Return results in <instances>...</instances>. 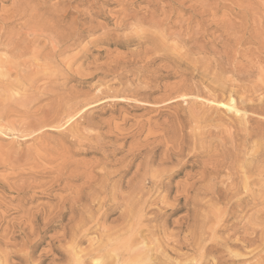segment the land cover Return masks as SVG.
<instances>
[{"label":"rangeland","instance_id":"1","mask_svg":"<svg viewBox=\"0 0 264 264\" xmlns=\"http://www.w3.org/2000/svg\"><path fill=\"white\" fill-rule=\"evenodd\" d=\"M8 41L30 44L29 55L18 59L15 51H5ZM3 58L13 65L0 76V264H23L17 258L27 254L28 264H78L79 252L85 264L103 262L106 233L121 224L118 209L135 184L137 166L154 154L152 172L179 166L175 159L159 166L167 148L177 153L185 144L184 160L191 155L200 166L215 151L256 157L263 148L264 158V0H0ZM177 87L187 90L184 97L172 92ZM4 88H12L10 95ZM3 96L25 104H9ZM260 122L262 136L256 129ZM194 135L204 140L196 154ZM198 165L173 180L167 208L177 204L174 185L199 173ZM235 170L238 175L224 172L216 181L222 190L231 183L240 187L236 204L243 210L228 221L237 223L236 230L212 231L221 227L230 204L209 195L197 198L202 206L195 218L208 231L203 225L190 230L202 229L207 239L210 232L220 243L230 237L220 251L221 264H264V173L262 178L250 173L246 196L242 170ZM108 206L114 207L109 216ZM182 217L184 209L170 223ZM171 224L168 232L174 230ZM245 236L251 240L247 248Z\"/></svg>","mask_w":264,"mask_h":264},{"label":"bare ground","instance_id":"2","mask_svg":"<svg viewBox=\"0 0 264 264\" xmlns=\"http://www.w3.org/2000/svg\"><path fill=\"white\" fill-rule=\"evenodd\" d=\"M70 26H72V25H70ZM47 27H48V25H47ZM34 28H36V26ZM47 30H48V28H47ZM74 30H75V27H74ZM34 32L36 33V30H34ZM69 32H71V31L69 30ZM76 32H79V31L76 30ZM53 33H55V32L53 31ZM51 35H53V37H54V38H51V39H55L54 34H50L49 39H50ZM60 35H61V32H60ZM67 35H66V38H67ZM76 36H77V33H76ZM63 37H62V40L64 41L65 38H63ZM75 40H76V37H75ZM67 41L68 40L66 39L65 43ZM26 43H24V44H26ZM49 43H50V41H49ZM36 44H37V42H36ZM21 45L19 43V44H16L15 46H12L10 44V42L8 41L5 45H2V48L5 51H7V52H9V51L10 52H14L15 51L17 53V54L15 53V55L16 56L17 55L20 56V57L17 56L18 59H20L24 54H28L29 55V52H27V51H31L30 50L31 47H29L30 44H29V46L26 45V46H28L30 48V49L28 48L29 50L28 49L26 50V46H24V45L21 46ZM64 45L65 44H63L62 46L65 47L66 45L65 46ZM75 45H76V43H75ZM62 46H61V49H63ZM51 48H50V52L52 51ZM37 49H33V50H36L37 51ZM43 49H45V48H43ZM61 49H59V53L61 51L60 57H61V55L63 53L62 52L63 50H61ZM68 50H65L64 53L66 51H68ZM54 51H55V49H54ZM32 56H33V53H32ZM34 57L36 58V56H34ZM44 57H46V56H44ZM49 57H50V55L48 56V58L46 57L47 59H45V61L48 60ZM5 58H3V59H5ZM53 58H54V56H52V60H53ZM8 59L9 58L5 59L4 61H1L0 60V71H3V70L5 71V73L0 72V76H2V77L3 76L6 77V75H8V73L11 70L10 64H12V63H10V61H8ZM48 61H47V63H48ZM34 62H36V61H34ZM52 62L53 61H51L50 64H52ZM66 62H70V61L68 60ZM35 64L37 66V63H35ZM43 65H45V64H43ZM206 66H207V64H206ZM39 67H40V65H39ZM2 77H0V78H2ZM19 78H22V77H19ZM51 78H53V77H51ZM24 79L26 81V76L24 78H22V80H24ZM27 80H29V79H27ZM26 82H28V81H26ZM21 85H23V84H21ZM32 86H34V85H32ZM14 89H15V87H14ZM134 89H136V88H134ZM11 90H12V88H8V89H5L4 88V92L5 93H7V92L10 93ZM172 92L175 93V94H177V95L178 94L181 95L180 97H184V96H182V94L183 93H187V90L184 89V88H181V87H177ZM9 93H7V94H9ZM177 97H179V96H177ZM3 98H4V96H3ZM24 100L22 98L21 99H13L12 96H9L8 98H4V102L5 101L6 102L9 101V104H17V105H21V106H23L25 104ZM2 104H3V102L0 100V111L3 109V105ZM84 105H86V104H84ZM13 108H15V107H13ZM87 108H89V107H87ZM69 109L70 108H68V110L66 109L65 111L67 112V111H69ZM16 113H18V112H16ZM68 116L69 117L72 116V113H70V111H69V113H67V117ZM82 116H79V117L81 118ZM62 117H64V116H62ZM78 120H79V118H78ZM67 122L69 123V120L66 121V123ZM75 122H76L75 119L71 120V123H75ZM261 125H262V123L260 122V123L257 124V127H256V129H259L258 135H260V136H262V134H263V128H262ZM254 132H255V130H251V132L250 131L247 132V135L244 138H242L243 139L242 141L244 143H246L248 141V139H249L247 137L248 136L250 137V134H252ZM194 136L195 137H194L193 140H195V141H194V144H193L194 147L192 148V150L196 154V153H198L196 151L197 150V146H199L198 148L200 149L201 146L204 143V140L203 139L202 140H198L200 138H198L196 140L195 139L196 138V135H194ZM180 141H182V140H180ZM185 141H183V142H185ZM72 143H74V142H72ZM179 144H181V143H179ZM182 145L186 146L185 144H182ZM178 146H180V145H178ZM184 146H182V147L180 146L181 148L177 151V153L174 152L172 154L171 153L170 154L168 153L169 152L168 151L169 148H167L166 153L164 154V157L162 155L163 159L161 160V163H159L160 164L159 166L163 167V166H165L166 163H168L167 162L168 160H171L172 161L173 159H175L176 162H177V164L179 165V166L177 165L178 167H177L176 170L173 169V170H170V171H166V169L165 170L162 169L161 172H160V170H156V171H159V172H156L155 170H154V172H152V169H151L152 164L151 163H154L153 162V160H154V157L153 156L155 154L152 155V157L151 156H148L149 157V160L147 162L145 160V162H146L145 164L142 163L141 165H138L137 166V169L134 172L133 177L131 178V179H135L136 180L135 181V184L132 185V187H131L132 190H131L130 193L127 194L126 197L123 195L122 199H124V201L126 203L124 205V201H122L121 203H123V205L121 204L122 205V206L120 205L121 208L119 206V209H118V210L121 209V211H120V213H119L120 215L118 217L119 220H117V221H120L121 220V224H120V226L115 227L116 229L114 231L113 230H108V232L106 231L107 233H106L105 246L108 249H107V252H106V256L103 257V259L104 258L105 259H104L103 262L102 261H99V260H96V259H94V260L92 259V261L96 262V264H99L98 261L99 262H102L100 264H221V263H223L225 261V257L221 256V252L220 251H221V249L223 248L224 245H228L229 243H231L230 242L231 239H229L230 237H227L224 240V242L220 243V242H218V241H216L214 239H211V237H209L210 232H209V235L207 236L209 239H207V238H205L206 236L204 237L205 233H207V232H204L202 229H200L197 232H196V230H190L192 228L195 229V228H197V226L199 227V226H202L204 224V221L199 220L200 221L199 222L198 219L197 220L195 219L196 216H198V214H197L198 207L202 206V205H200L201 203H198L199 201L197 200V198L200 195H202V196L203 195L204 196L209 195L210 198L212 200L216 201V202H219L221 200L222 201L228 200V203L230 205L227 204L229 207H228V209L226 211L224 222L222 223L221 227L217 228V230L216 229H213V228H211V229H213L212 231L214 233L216 232V234L217 233H220V234L226 233L227 230H231V232L234 231V230H236L237 223L236 222H233L234 219L236 217H238L236 215V212H239V211H242L243 210L242 207H241V205H237L236 204L238 201H240V199L238 198V196L240 195V187L239 186H236V185L232 186V183H231L229 185V187H226V188H224V190H222V189L219 188V185H218L219 183L216 180H218L219 179V176L222 173H224V172L227 173L229 176L238 175V172L235 170V167L237 166L238 168H240L242 170V172L240 173V176L243 178V184H242V188L244 190L243 193L246 196H249L248 193H249L250 190H249V187H248V182L252 178L250 176V173L251 172H257L258 173V176L260 178H262L263 173H264L263 148L260 149V151L256 155V157L248 156L247 153H245L244 151L242 152V156L241 157L240 156L239 157L232 156V155H230L228 157L227 154H225V153L218 154V155H214V153L216 154V151H215L214 153L213 152L211 153V154H213L212 157L210 159H208L206 163H203L200 166V165H198L200 163H198L196 161H191V159L193 158V156H191V155H189V157L187 156L186 159L184 160L185 157H183V156H185V155H182V153H184V151H183L184 149H182V148H184ZM243 146H245V145H243ZM152 151H153V149H152ZM148 152H150V151H148ZM171 152H173V150ZM151 153H154V152H151ZM190 153L191 152H189V154ZM199 153H202V152L199 151ZM195 156H197V155H195ZM207 157H208V155H207ZM137 158H139V157H137ZM134 159H135V157H133V155H132L131 161H133ZM131 161L129 163H133ZM237 163H239V164L237 165ZM196 165H198L200 167V169H201V170H199L200 172L199 173L196 172L195 174H192V176H191V174L190 175L187 174L188 176L187 175L186 176L189 179L186 178V180H185V182L183 184H180L179 185L177 183V184H175L176 186L174 185L175 189H177L176 195L174 197V200H175V202L177 204L176 205H171V207L167 208L165 206V204H166L165 202H166V199L168 198V196L171 194V192L173 190V187H172L173 180L176 177H178L179 175H181L184 169H187V168L194 169L196 167ZM128 169H129V167L126 170L121 171L120 175H125L126 173H128V171H129ZM194 178H196V179L194 180ZM164 180H167V182H164ZM192 180H194V181H192ZM107 181L109 182V179H107ZM190 181H191V183H190ZM201 182H205L207 185L205 184V187L202 186L203 188L200 187L201 189L199 187H197L195 189V186L197 185V183L200 184ZM112 191H113V189H112ZM128 192H129V190H128ZM115 195H116L115 192H113L112 193V197H111V199L112 200L114 199V201H116L115 200L116 199ZM154 195H157V196L161 195V197H159L158 200H157V197L151 199V197H153ZM181 202H183L182 205L180 204ZM115 207L117 208V206H115ZM122 207H123V209H122ZM113 208H112V210H113ZM200 208H199V210H200ZM183 209L186 211V219H184V217H182V219L180 218L177 221H171L172 224L174 225V227H173L174 230H171V232L170 231L168 232L167 228L171 224L170 223V218L172 216L176 215L178 212H180ZM106 210H107V215L109 216L111 214V212H112L110 206H108V208ZM262 210H263V208H262ZM105 213H106V211H105ZM199 213H201V212H199ZM203 214H202V216L201 215L200 216L201 217H205ZM190 216H191V219H188V218H190ZM243 216H246V215H243ZM192 217L194 219H192ZM223 218H224V216L222 217L221 220H223ZM230 219H233V221L232 222L230 221L231 223L228 224V221ZM209 220H210V218H209ZM209 220H207V221H209ZM219 220H220V218L218 216L215 219V222H219ZM226 223L228 225H225ZM205 226L203 225L202 228L205 227ZM199 228H197V229H199ZM203 229L206 230L207 229V226H206V228H203ZM242 229L247 231L248 230L247 225H244L242 227ZM225 230H226V232H225ZM206 231H208V230H206ZM184 232H186V233L188 232V234L187 235L185 234V236L181 237V235ZM73 236L75 237V234ZM78 236L76 235V240L77 239H80L79 238L80 236L79 237ZM103 236H105V235H103ZM212 236H213V234H212ZM175 237H180V239L178 238V239L175 240ZM81 238H82V236H81ZM171 238H172V240H171ZM80 241H81V239H80ZM101 241H103V240H100V242ZM242 243L247 248V246H249V244L251 245V240L245 236V237H243ZM98 251H97V253H98ZM183 251L192 252V254H195V256L193 255L191 257H188V256L186 257V255H184L185 253L184 254L182 253ZM77 253H78V251H77ZM79 253L76 256V254L73 255V252H72V256H76L74 258L75 263L83 264L84 263V260H82L80 257H85V256H83V255L79 256ZM90 253L92 254L93 252H90ZM95 253H96V251H95ZM27 255L26 256L23 255L21 257L20 256L19 257L17 256L18 257L17 259L20 260L21 262H23V264L24 263H27L28 264L30 259H29V256H27ZM84 255H85V253H84ZM98 256H100L99 253H98ZM95 257L97 258V255L94 256V258ZM171 257H173L174 259H177L178 261L177 260H176L177 262L176 261H174V262L171 261L170 260ZM173 258H172V260H174ZM88 261H89V259H88ZM67 264H69V263L67 262Z\"/></svg>","mask_w":264,"mask_h":264}]
</instances>
